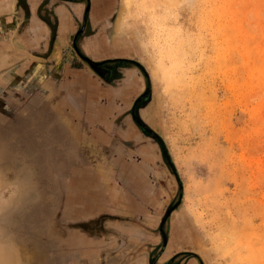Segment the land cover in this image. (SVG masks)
I'll list each match as a JSON object with an SVG mask.
<instances>
[{
    "label": "rangeland",
    "instance_id": "obj_1",
    "mask_svg": "<svg viewBox=\"0 0 264 264\" xmlns=\"http://www.w3.org/2000/svg\"><path fill=\"white\" fill-rule=\"evenodd\" d=\"M118 1L112 32L150 87L138 112L157 133L141 132L155 144L143 170L159 206L150 207L153 216L111 220L155 232L158 247L169 208L161 228L166 235L172 228L189 250L177 264L187 257L264 264V0ZM28 117L51 113L0 107V264H90L93 255L105 264L101 243L109 231L101 221L76 219L80 203L87 193L114 196L132 175L43 169L44 159L28 155ZM128 142L135 151V140Z\"/></svg>",
    "mask_w": 264,
    "mask_h": 264
},
{
    "label": "crops",
    "instance_id": "obj_2",
    "mask_svg": "<svg viewBox=\"0 0 264 264\" xmlns=\"http://www.w3.org/2000/svg\"><path fill=\"white\" fill-rule=\"evenodd\" d=\"M118 4V0H0V107L49 110L51 117L22 121L32 127L27 131L29 158L44 159L43 169L129 170L131 180L123 181L114 196L108 191L87 193L80 203L86 209L76 218L101 221L109 231L108 240L101 243L107 249L101 250L105 264H147L154 248L156 261L177 264L179 254L189 250L172 228L165 244L157 247L155 232L111 220V215L141 219L150 207L159 206L143 170L151 166L148 160L154 155L148 149L155 144L143 142L129 117L142 79L131 54L112 32ZM73 42L79 52L109 69L105 79L77 55ZM129 140H135V151ZM107 174L100 173L106 179ZM118 238L123 244L112 251ZM100 261L94 255L89 258L90 264ZM181 264L197 263L187 257Z\"/></svg>",
    "mask_w": 264,
    "mask_h": 264
},
{
    "label": "water",
    "instance_id": "obj_3",
    "mask_svg": "<svg viewBox=\"0 0 264 264\" xmlns=\"http://www.w3.org/2000/svg\"><path fill=\"white\" fill-rule=\"evenodd\" d=\"M84 18V16L82 17V19ZM73 49L75 50V52L77 53V55L83 60L85 61V63H87V65L97 74L99 75L101 78L105 79L108 75H109V69L102 66V61H97V60H93L91 58H89L88 56L82 54L81 52H79V50L76 48L74 42H73ZM134 64L138 67V69L141 71L144 79H145V89L138 93L132 100L130 108H129V114L130 117L132 119L133 122H135V124L138 126V128L140 129V131L142 133H148V135L152 138L157 137V133L151 129L149 127V125L141 119L140 114L138 112V107L141 105L140 102L143 99L149 100L150 98V87H149V83L147 80V73L146 71L141 67V65L136 61L133 60ZM143 102V101H142ZM171 209H166L164 211V215L162 216L160 223H159V232H160V237H161V245H164L166 242V234L163 231V229L161 228V221L162 219L165 217V215H167L169 213ZM123 244V240L122 238L119 239L118 243L111 248L112 251L116 250L118 247H120ZM194 256L199 260L200 262V258L199 256L195 255ZM156 257H152L149 261L148 264H153V262L156 260ZM167 264H171V263H167ZM200 264H202L200 262Z\"/></svg>",
    "mask_w": 264,
    "mask_h": 264
}]
</instances>
